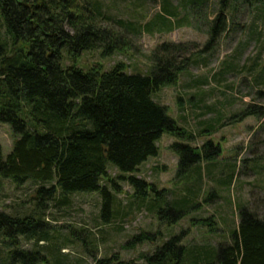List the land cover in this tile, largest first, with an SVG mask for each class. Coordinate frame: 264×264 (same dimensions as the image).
<instances>
[{
    "label": "trees",
    "instance_id": "1",
    "mask_svg": "<svg viewBox=\"0 0 264 264\" xmlns=\"http://www.w3.org/2000/svg\"><path fill=\"white\" fill-rule=\"evenodd\" d=\"M196 1L180 0L188 9L195 5L205 7L198 4L204 2ZM263 1L245 2L254 5ZM220 2L222 8H227L229 0ZM113 3L122 4L124 0ZM160 7L158 29L174 30L177 26L172 27L171 21L178 7H172L168 1H163ZM101 8L99 3L89 0L83 3L79 0H0V26L15 43L22 42L27 47L25 51H8L0 46V122L9 124L16 137L7 157L0 145V178L11 180L17 186L39 183L41 200H52L57 192L62 194L63 202L73 194L99 192L103 198L102 219L110 224L115 216L114 197L102 187V182L109 180V171L114 168L120 173L118 179L130 184L134 197L146 203L149 212L158 211L162 224L166 221L175 224L190 211L189 196L194 198L195 191L189 190L188 198L168 201L162 192L135 174L150 158L158 157L157 143L164 134L183 135L168 116L166 107L154 100V94L163 87L176 85L179 76L188 69L189 58L180 63L176 59L177 53H184L187 48L164 45L153 55L156 62L146 76L128 74L122 63L109 72L100 68L83 71L64 67V52L76 61L86 51L100 50L108 57L120 50L124 37L100 22H114L128 33H140L133 21L118 20L104 14L106 8ZM154 31V21H151L146 32ZM216 37L217 27L211 32L209 44L214 45ZM208 49L207 45L205 51ZM245 116L262 120L264 109H248ZM262 124L259 129L264 131ZM173 148L180 158L178 176L195 174L197 184H201L202 175L207 176L201 164H208L210 174V168L221 154L220 148L211 142L203 153L189 144L178 143ZM232 172L219 184L222 189L234 185L237 173ZM165 204L166 207L161 206ZM240 212V222L231 231L229 244H221L212 256L204 255V248L183 246L184 236L179 235L144 259L148 264H264V218L242 207ZM46 226L31 216L19 218L0 213V238L8 243L5 264H50V253L46 251L51 248L52 239ZM21 237L45 247L21 250ZM154 238L139 235L129 246L155 241ZM117 264L128 263L118 261Z\"/></svg>",
    "mask_w": 264,
    "mask_h": 264
},
{
    "label": "rangeland",
    "instance_id": "2",
    "mask_svg": "<svg viewBox=\"0 0 264 264\" xmlns=\"http://www.w3.org/2000/svg\"><path fill=\"white\" fill-rule=\"evenodd\" d=\"M89 1L99 3L101 10L106 8L104 14L133 21L140 33H128L114 22H100L124 37L120 50L108 57L100 50L86 51L76 61L64 52V67L109 72L122 63L128 74L146 76L156 62L153 55L164 45L187 48L184 53H177L176 59L180 63L189 58L188 69L176 85L163 87L154 94V100L166 107L183 135L164 134L157 143L158 157L150 158L135 176L153 185L168 201L188 198V191H195L194 198L189 196L190 211L175 224H162L158 211L149 212L148 205L134 197L130 184L118 179L119 171L111 168L109 180L102 182V187L114 197L115 216L110 224L102 219L103 198L99 192L73 194L67 202L57 192L54 199L41 200L39 183L17 186L1 178L0 213L19 218L31 216L48 225L46 231L52 239L49 245L54 246L46 251L50 253V264H98L101 260H110L108 264H148L144 258L179 235L184 236L183 246L204 248V255L212 256L221 244H229L231 231L240 222V207L264 218V131L259 129L264 119L245 116L248 109H264V1L248 5L246 0H229L227 8H222L221 0H197L204 2L198 4L205 7L195 5L189 9L180 0H124L122 4L113 3L115 0ZM163 1L178 7L171 21L172 27H177L169 32L158 29ZM151 21L155 31L150 34L146 29ZM215 27L216 42L211 45L209 40ZM207 45L209 49L205 51ZM0 46L8 51L27 50L22 42L15 43L3 26ZM15 141L11 126L0 122L4 157L12 152ZM210 142L221 150L210 174L208 164L203 163L201 167L207 176L201 171V184H197L195 174L179 177L180 158L174 145L189 144L203 153ZM232 171L237 173L234 185L222 189L219 184ZM146 234L155 237V241L129 246L135 237ZM19 242L21 250L45 247L42 243L36 246L35 241L26 237L19 238ZM5 244L7 240L0 238V264L8 259ZM57 247L61 252H57Z\"/></svg>",
    "mask_w": 264,
    "mask_h": 264
}]
</instances>
